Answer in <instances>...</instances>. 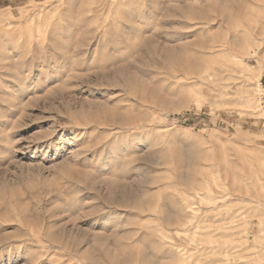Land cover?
<instances>
[{"label": "rangeland", "instance_id": "obj_1", "mask_svg": "<svg viewBox=\"0 0 264 264\" xmlns=\"http://www.w3.org/2000/svg\"><path fill=\"white\" fill-rule=\"evenodd\" d=\"M261 214L264 0H0V264H264Z\"/></svg>", "mask_w": 264, "mask_h": 264}, {"label": "bare ground", "instance_id": "obj_2", "mask_svg": "<svg viewBox=\"0 0 264 264\" xmlns=\"http://www.w3.org/2000/svg\"><path fill=\"white\" fill-rule=\"evenodd\" d=\"M248 99V98H247ZM243 103H245V102H243ZM256 172V171H255ZM262 215V214H261ZM261 215H260V217H261ZM264 215V214H263ZM263 215H262V217H263Z\"/></svg>", "mask_w": 264, "mask_h": 264}]
</instances>
